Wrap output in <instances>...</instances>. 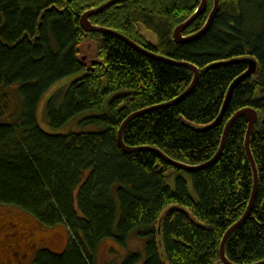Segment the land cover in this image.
I'll use <instances>...</instances> for the list:
<instances>
[{
    "label": "trees",
    "instance_id": "trees-1",
    "mask_svg": "<svg viewBox=\"0 0 264 264\" xmlns=\"http://www.w3.org/2000/svg\"><path fill=\"white\" fill-rule=\"evenodd\" d=\"M108 1L0 0V116L15 118H0V226L16 218L27 224L32 233L18 241L21 248L27 240L44 242L32 264H98L100 247L125 249L133 233L146 240L142 263V253L113 250L103 264H222L223 238L245 214L254 189L247 119L232 125L220 157L200 170L174 167L149 149L204 165L219 151L235 113L254 108L260 122L250 147L259 187L226 254L235 264L264 261V0H220L208 31L182 44L174 41V29L201 0H123L90 18L152 53L198 67L196 86L177 102L193 71L143 54L117 36L83 29L82 15ZM213 6L208 0L185 36L205 26ZM248 57L257 70L238 84L214 125L231 84L247 71ZM54 87L44 108L51 127L89 112L80 122L100 128L44 132L38 109ZM148 109L123 132L126 146L142 149L125 152L120 128ZM183 173L190 174L197 199ZM58 227L69 233L61 252L46 245L59 235L44 234Z\"/></svg>",
    "mask_w": 264,
    "mask_h": 264
},
{
    "label": "water",
    "instance_id": "water-1",
    "mask_svg": "<svg viewBox=\"0 0 264 264\" xmlns=\"http://www.w3.org/2000/svg\"><path fill=\"white\" fill-rule=\"evenodd\" d=\"M120 1H123V0H110L107 3L101 5L100 7L96 8V9H92V10L85 12L81 17V25H82L83 29L86 32H98V33L111 34V35L117 36V37L121 38L122 40H124L127 44H129L135 50H137L143 54H146L152 58L159 59V60L174 64L177 66L186 67V68L190 69L191 71H193L194 77H193L191 85L188 87L186 92L180 98H178L175 102L181 100L183 97L187 96L193 90V88L196 86L198 78L200 76V70L198 67H196L195 65H192V64H188V63L176 62V61H173V60L168 59L166 57H162V56L157 55L155 53L146 51V50L142 49L140 46H138L137 44H135L134 42H132L128 37L116 32L114 30L94 25L91 22L90 18L93 15L99 14L100 12L104 11L106 8L111 7L112 5H114ZM207 3H208V0H201V4L198 7V9L186 21L182 22L181 24L177 25V27H175L174 33H173L174 41H176L177 43H180V44L192 42V41L198 39L199 37H201L202 35H204L208 31V29L211 25V22L213 21L214 17L218 13L219 6H220V0H214L213 10L210 13V16H209L205 26L199 32H197L191 36H185L183 34L184 31L199 17V15L204 12V10L207 7ZM243 61L248 64V69L245 73H243L240 77H238L230 86V90H229V93L226 97L222 112H221L220 116L218 117V119L215 121L214 125H217L221 122L222 117L225 114L226 108L231 101L233 92L236 89V87L238 86V84L241 81L247 79L249 76L253 75L257 70L258 63L254 58L248 57V58H245ZM233 62H237V61H233ZM222 64H224V63H218L217 65H214V66H220ZM171 104H173V102ZM171 104H168L167 106H169ZM150 110H152V109H148L145 111H140L138 113L132 114L130 117H128V119L123 123L122 127L120 128V130L118 132V141H119L120 146L122 147V149L125 152L132 153V152H135L137 150L142 149V148H131V147L126 146L123 142V132H124L125 127L131 122V120H133L138 115L146 113ZM243 117L246 118L247 122H248V129H247V135H246V149H247L248 157H249V160L251 162L252 169L254 172V189H253L252 197L250 200V204H249L245 214L243 215V217L238 222H236L232 227H230V229L227 231V233L225 234V236L223 238V241L221 244V249H220L221 263L222 264H235L232 261H230L227 257L226 243H227V240L229 239V237L231 236V234L236 229H238L246 221V219L250 216L254 202L256 200L257 192H258L259 174H258L256 162L254 160L253 153H252L251 147H250L251 135L254 131L256 124H258L260 121V116H259L258 111L254 108H244V109L238 111L237 113H235V115L230 119V121L228 122V124L225 127L219 151L217 152V154L214 156V158L210 162H208L204 165L190 166L187 164H183V163H180V162H177V161L171 159L170 157H168L165 153H163L160 150L149 149V150H153V151L157 152L160 157H162L164 160L169 162L174 167L182 168V169L187 170V171L200 170V169L205 168L208 165L212 164L213 162H215L220 157L232 125L239 118H243ZM263 123H264V121H263ZM255 264H264V261H261V262L255 263Z\"/></svg>",
    "mask_w": 264,
    "mask_h": 264
},
{
    "label": "rangeland",
    "instance_id": "rangeland-1",
    "mask_svg": "<svg viewBox=\"0 0 264 264\" xmlns=\"http://www.w3.org/2000/svg\"><path fill=\"white\" fill-rule=\"evenodd\" d=\"M143 33L146 37H148L152 43H156V37L153 33L147 31L146 29L142 28ZM92 44H94L91 41ZM90 47L92 48V45L90 44ZM95 46H93V48L91 49V52H94ZM87 55V54H86ZM88 56V55H87ZM89 57V56H88ZM91 57L93 58L94 56ZM87 59V57H86ZM71 77H68V79H65L62 81L66 82L67 80H69ZM57 87H54V89H52L50 92L48 91L47 94L43 97L40 105H39V109H38V123L40 125V127L42 128V130L48 134H52V135H60V134H67L70 131H84V130H92V129H99L100 127L97 126H91V125H87V124H82L80 122L81 118L88 113H82L81 115H79L78 117H76L73 121H71L70 123H68L67 125L63 126L62 128H53L49 125L45 115H44V108L45 105L52 93V91L56 90ZM6 93H10L14 94L15 92L12 90H7ZM12 96V95H11ZM90 114V113H89ZM95 114V113H94ZM97 114V112H96ZM7 117H11L14 118L13 114L10 113L9 116ZM7 117H2L0 116L1 119L3 118H7ZM15 119V118H14ZM183 176L186 178V180L189 183V188L190 191L192 193V195L197 199L193 184H192V179L190 174L188 173H183ZM173 184V183H172ZM48 232H44V234H46V236L48 235L49 237L53 234H58L59 236H54L56 239H54L55 241L51 244V243H46V245H50L49 247L53 248L54 251L56 252H61L63 251L69 242V233L66 229H64L63 227H58L57 230H55L56 232L47 230ZM136 237H132L130 239L129 244L127 243V246L125 247V249H123L122 247H119L113 243H107L105 245H103L102 247H100L99 249V261L98 264H103V261H105L108 258L109 253H111L110 251H116L118 254H126L128 252H139L140 254L142 253V258H141V263L144 260V251H142L143 246L145 245V239L144 238H140L139 236H137L135 233H133ZM139 238V239H138ZM138 248H140L139 250H137ZM110 261V260H109ZM106 261V262H109Z\"/></svg>",
    "mask_w": 264,
    "mask_h": 264
},
{
    "label": "flooded vegetation",
    "instance_id": "flooded-vegetation-1",
    "mask_svg": "<svg viewBox=\"0 0 264 264\" xmlns=\"http://www.w3.org/2000/svg\"><path fill=\"white\" fill-rule=\"evenodd\" d=\"M16 219H5L0 226V242L7 244L0 248V264H32L37 249L44 245V242L27 240V248H21L18 241L21 243L26 239L28 231L29 235L32 232L26 223L20 220L19 225L14 223Z\"/></svg>",
    "mask_w": 264,
    "mask_h": 264
},
{
    "label": "bare ground",
    "instance_id": "bare-ground-1",
    "mask_svg": "<svg viewBox=\"0 0 264 264\" xmlns=\"http://www.w3.org/2000/svg\"><path fill=\"white\" fill-rule=\"evenodd\" d=\"M131 40V39H130ZM132 41V40H131ZM133 42V41H132ZM135 43V42H134ZM136 44V43H135ZM138 45V44H137ZM139 46V45H138ZM141 47V46H140ZM142 48V47H141ZM142 49H144V48H142ZM144 50H146V49H144ZM146 51H148V50H146ZM150 52V51H149ZM184 63V62H183ZM232 85V84H231ZM229 90H230V88H229ZM186 92V91H185ZM228 93H229V91H228ZM228 95V94H227ZM222 142V141H221Z\"/></svg>",
    "mask_w": 264,
    "mask_h": 264
}]
</instances>
